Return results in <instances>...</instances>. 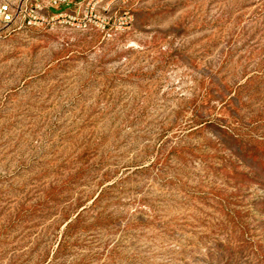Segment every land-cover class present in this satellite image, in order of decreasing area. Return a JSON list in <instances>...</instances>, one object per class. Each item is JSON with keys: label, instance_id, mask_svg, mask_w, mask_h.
Returning a JSON list of instances; mask_svg holds the SVG:
<instances>
[{"label": "rangeland", "instance_id": "1", "mask_svg": "<svg viewBox=\"0 0 264 264\" xmlns=\"http://www.w3.org/2000/svg\"><path fill=\"white\" fill-rule=\"evenodd\" d=\"M99 15L0 30V264H264V0Z\"/></svg>", "mask_w": 264, "mask_h": 264}, {"label": "built area", "instance_id": "2", "mask_svg": "<svg viewBox=\"0 0 264 264\" xmlns=\"http://www.w3.org/2000/svg\"><path fill=\"white\" fill-rule=\"evenodd\" d=\"M106 1L110 2L105 5ZM113 1L115 0H0V30L44 26L56 21L87 28L101 20L99 8L108 12ZM70 3L74 5L71 9L59 12L51 10ZM131 18L130 12H125L118 20V27L128 25ZM106 25L108 22L103 21V26Z\"/></svg>", "mask_w": 264, "mask_h": 264}]
</instances>
